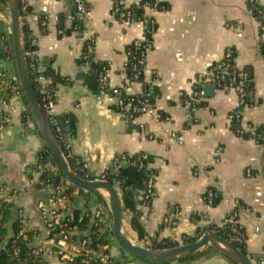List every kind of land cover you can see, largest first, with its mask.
Here are the masks:
<instances>
[{
	"label": "crops",
	"instance_id": "1",
	"mask_svg": "<svg viewBox=\"0 0 264 264\" xmlns=\"http://www.w3.org/2000/svg\"><path fill=\"white\" fill-rule=\"evenodd\" d=\"M22 1L33 14L48 20L43 29L30 16L26 17L35 40L38 66L70 80L67 84H45L56 96L50 114L61 117L64 125L68 122L75 127V135L68 138L73 156L88 165L94 178L119 154L145 157L155 172V195L144 204L143 199L137 200L139 192H144V175L128 164L119 165L115 171L121 175L123 186L129 190L127 194L135 200L140 213L143 238L130 227L131 213L123 209L121 214V225L130 232L133 242L146 248H151L153 241L183 244L185 237L204 231L203 215L218 225L238 201L242 207L238 222L246 235V254L259 255L264 249V152L253 138L238 136L228 118L237 108V96L212 87L211 95H204L196 107L183 104L192 79L231 48L236 66L244 73L250 70L248 80L255 92L256 103L244 109L242 124L264 125V56L258 40L259 25L248 11L246 0H157L166 9L146 12L155 24L145 55L142 84L133 83L126 96L140 99L142 85L147 86L150 107L167 120L147 114L127 120L117 107V98L100 93L96 73L87 62L82 63L83 47L87 44L86 52L92 62L109 64L108 86L121 87L118 72L129 57L130 43L143 35V25L123 26L112 13L111 0H85L86 14H80L71 0ZM255 1L264 5V0ZM0 33L6 38L10 33L9 12L3 2ZM13 81H17L13 62L0 58V102H4L0 104V208L3 203H10L12 217L20 210L24 227L39 233L34 244L41 247L44 262L60 264L51 241L46 240L48 230L38 207L40 194L33 187L38 175L30 172L44 142L32 119L22 121L25 106L11 89ZM140 125L148 135L140 133ZM64 127L68 131L69 126ZM170 131L182 138L181 145L169 138ZM215 149L221 151L217 164L212 162ZM208 189L215 190L219 200L207 212L203 196ZM52 191L48 188L44 193ZM74 195L73 207L66 212L71 220L74 211L81 217L94 212L105 218L110 215L103 191L79 194L75 189ZM121 204L123 207V201ZM47 207L46 210L54 209L51 200ZM164 217L176 225H164ZM106 227L109 231L110 226ZM107 249L110 258L120 264H148L123 251L112 239ZM197 253L191 259L169 264H233L210 247Z\"/></svg>",
	"mask_w": 264,
	"mask_h": 264
},
{
	"label": "built area",
	"instance_id": "2",
	"mask_svg": "<svg viewBox=\"0 0 264 264\" xmlns=\"http://www.w3.org/2000/svg\"><path fill=\"white\" fill-rule=\"evenodd\" d=\"M76 10L80 14H86V3L85 0H71ZM112 1V13L115 17L121 22V24L125 27L133 25L134 23H139L143 25L146 29L138 38H135L129 47V57L126 62L120 68L118 75L121 79V87L119 88H110L108 86V77H109V64L106 63L97 74L98 83H99V91L100 93L110 94L113 97L117 98V107L120 113L127 119H133L140 114H147L153 117L159 118L153 109L150 107L148 103V97L150 96V92L147 86L142 85V100H134V97L126 96L127 91L130 89L133 83H141L142 80V71L145 62V55L148 49L151 46V33L154 31V20L152 17L147 15V11L154 10H162L163 8L159 6L160 2L157 0H150L147 3L142 5L139 4L140 0H132V4L127 3V0H111ZM248 11L257 20L259 25V46L260 49H264V5L257 3L255 0H246ZM23 6L25 7V2L22 1ZM137 9H142V17L137 19L135 17V11ZM30 18L40 24V26L45 29L48 25V20L46 17H41L37 14H31ZM264 56V54H263ZM83 59L86 60L88 55L83 54ZM38 81L41 84L47 82L43 77H38ZM14 82L11 84V89L14 90L17 94V86ZM142 84V83H141ZM205 84H211V86L219 91L224 92H232L238 98L237 108L232 111L229 115V119L236 124L235 132L238 136H247L253 138L257 145L264 152V125L260 127H255L249 124H242V114L244 109L247 107H251L256 103L255 100V92L253 87L251 86L249 80L247 79L246 74L240 70L235 64V52L231 48H227L222 56V58L217 61L215 64L211 65L205 72L196 75L190 84V92L188 95H185L183 100V104L187 108H194L201 103L204 98L203 86ZM44 93L43 91H41ZM1 105H4V102H0ZM53 102L49 101L43 105L45 116H49L51 118L49 122L54 123L52 121V115L50 114V108L52 107ZM25 111V109H24ZM167 120V118L165 119ZM260 128V129H259ZM140 133L142 135H146L145 128L143 125L139 126ZM54 135L56 139L58 138L64 149V156L67 158H73V154L70 149V143L68 139L61 138V129L59 127H55ZM148 135V134H147ZM150 137V136H149ZM169 138L173 140L175 143L181 145L182 138L179 137L175 132H169ZM221 151L219 149H215L212 152V162L217 164L220 162ZM145 157H139L135 159L132 156H128L126 154H119L115 156L109 165L105 166L100 175L97 178H94L88 169V165L85 162L79 164V173L81 174L82 179L93 181H107L108 175L110 173H115L117 167L121 164H128L136 167L140 171H143L144 175V195H143V203L148 204L151 199L155 195V183H156V175L153 170H151L148 165H145L143 161ZM38 163V156L35 162V165ZM40 166L36 165L35 170H31V173L39 174ZM262 171L264 174V163L262 167ZM216 191L213 189H208L203 196V202L205 205V210L208 212L209 209L213 207L214 199L216 197ZM54 209H61L60 213H50L46 210L43 203L40 201L38 203V207L41 210V217L43 222L46 220L52 221L54 224H58L59 220L65 214L64 211L67 207V199L66 196L60 195L56 197V199L51 200ZM235 209L218 225L212 223L211 220L207 219L206 215H203V218L206 220V228L204 231L202 230L200 234L196 237L200 238L204 234H214L217 235L219 229H221L224 239L231 242L233 245L236 244L246 250V235L238 222L239 213L242 209L238 201H234ZM91 214V213H90ZM86 214L90 220L99 219L101 220L103 226H110L109 217H104L100 212H94L92 215ZM164 225L175 226L176 222L171 220L169 217L163 218ZM20 223L24 226L25 220L22 217ZM255 232H258V228H254ZM48 233V231H47ZM54 252L58 257L60 264H65L67 262L72 261V258L77 257L79 255L88 256L91 251L85 249V242L82 241L80 244L74 243L70 236L67 233H62L60 238L57 240H50ZM103 249H106L105 247ZM41 247H37V252L41 253ZM94 253V252H93ZM95 257L99 258L101 264H114L111 261V258L108 253L104 251H100L94 253ZM249 256V260L252 264H264V249L259 255Z\"/></svg>",
	"mask_w": 264,
	"mask_h": 264
},
{
	"label": "trees",
	"instance_id": "3",
	"mask_svg": "<svg viewBox=\"0 0 264 264\" xmlns=\"http://www.w3.org/2000/svg\"><path fill=\"white\" fill-rule=\"evenodd\" d=\"M149 1L150 0H140L139 4L142 5ZM0 2L6 4V0H0ZM19 5H20L21 17H22V44L25 53L26 66L35 96L42 111H44L43 105L49 101H52L54 103L56 96L52 88H50L45 83L41 84L38 81V77L41 76L52 84H67L70 83V80L59 76L56 72H54L51 69H41L38 66L35 58V52H36L35 40L32 37L31 32L28 29V24L26 22V17L30 16L33 13L30 7L26 5L25 7L23 6L22 0H19ZM159 6L162 7L163 9H166V5L162 3H160ZM142 13H143L142 9H137L135 11L136 14L135 17L137 19H140L142 17ZM87 48L88 45L85 44V46L83 47V54L85 55H87L86 52ZM261 52L262 54H264V49H262ZM0 58L4 60L8 59L13 62L12 50L10 47V39L9 37L6 38L1 33H0ZM84 62L85 63L87 62L89 64L91 71L96 73V75L100 72L101 68L106 65V63L104 62H92L89 57L86 60L83 59L82 63ZM15 84L17 86L19 97L23 105L25 106V111L22 113V121L24 122L25 119L27 118L32 119V118L26 107V100L19 86L18 81H16ZM41 91H43L44 93H42ZM109 95H111V93ZM134 100L138 101L142 99L134 97ZM158 115L160 120L166 119V116L164 114L160 113ZM46 118L48 121L51 120V118L48 115L46 116ZM52 121L54 123H50V126L53 133L55 131V127H59L61 129V136H60L61 138L68 139L75 135V127L72 124L67 122V124L65 123L64 125V121L63 124H59L55 117H52ZM64 126L66 127L69 126L68 131H64L65 129ZM233 126L236 128V124H234ZM57 142L62 152L64 153L62 143L58 138H57ZM132 157L137 159L142 156L134 155ZM67 163L73 172L81 176L78 170L79 164L81 163L79 159H77L76 157L67 158ZM143 163L147 165L146 160H144ZM36 165H39L41 169L38 174V181L37 183H33V187L37 192H39L40 194L39 196L43 205L47 207L49 205V200H53L60 195H64L66 196L67 199V207L64 213L71 210L76 200V197L74 195L75 188L66 184L65 181L62 180L60 172L58 171L57 166L55 164V161L52 158L51 154L49 153L45 144H43V149L38 153V163ZM36 165L33 167V170L36 169ZM55 171H58V175L56 177L53 175ZM140 172L143 174L142 170ZM27 177L29 181L32 180V176L30 174L27 175ZM107 182L110 183L111 185H119L120 187L123 186L121 175L116 173H110L108 175ZM48 188H51L53 191L50 194L44 193V191L47 190ZM77 192L79 194L83 193V191L81 190H77ZM93 193L97 194V191H93ZM218 200L219 197L218 196L215 197L213 207H215V205L218 203ZM122 201H123V209L131 213V219L129 223L130 227L138 234L139 238H143L144 231L139 220L140 213L136 209L135 200L132 198L130 194H124L122 197ZM11 207L12 205L10 203L5 202L1 205L0 208V264H46L42 259L41 253L37 252V246L34 244V239L39 234L38 231L34 229L28 230L20 223V220L22 219V217H24L23 214L20 212V210H18L15 217H12L13 213ZM48 211L50 213L55 214V213H60L62 210L48 209ZM108 217L111 220L110 215ZM9 222H12L10 228L8 227ZM45 225L48 230V233L46 235V240L55 241L59 239L61 234L64 232L67 233L70 236V239L76 244H80L82 241H84L85 249L91 251V253L88 256L79 255L77 257L72 258V261L67 262L65 264H101L99 258L95 257L94 253L100 251H104L108 253L107 248L110 244L111 236L107 235L106 233L101 234L99 232V229L101 227H104L101 220L99 219L90 220L85 215L81 217L77 211H74L73 220H71L70 218H67L64 221L59 220L58 224H54L52 221L46 220ZM217 229L219 230L217 235L222 238H225L221 229L219 228ZM200 233L201 230L197 231L194 237H185L183 240V244L195 241L197 239L196 236ZM234 245L237 248H239L242 252L246 253L244 248L237 246L236 244ZM175 246H178V244L170 241H164L160 243H156V241H153L151 248L163 249V248H171ZM104 247H106V249H103ZM198 254L199 253H196L180 261L191 259L192 257ZM134 258L143 260L148 264H155L147 261L146 259H141L137 257ZM226 258L229 259L233 264H237L230 258L228 257ZM111 261L114 264H120L119 261H115L112 259ZM160 264H169V263H160Z\"/></svg>",
	"mask_w": 264,
	"mask_h": 264
},
{
	"label": "water",
	"instance_id": "4",
	"mask_svg": "<svg viewBox=\"0 0 264 264\" xmlns=\"http://www.w3.org/2000/svg\"><path fill=\"white\" fill-rule=\"evenodd\" d=\"M6 4L10 18V47L12 50L13 64L17 81L25 97L26 107L31 115V118L36 125L38 133L41 136L45 146L54 159L61 177L66 184L77 190H81L86 193L93 191L105 192L110 207V228L109 231H107V227H101L99 232L101 234L108 232L111 236V239L114 240L123 251L132 257L146 259L147 261L155 264L178 262L182 259L190 257L191 255H194L206 247H210L219 251L225 257L230 258L237 264H252L249 260V256L246 253L242 252L239 248L226 239L214 234H204L193 242L163 249L142 247L123 236L121 233V214L123 211L121 202L123 195L127 194L129 190L124 186L120 187L118 185L115 187L107 181L84 180L70 169L64 153L62 152L51 129V126L37 101L29 78L22 44V17L19 0H6ZM245 74L247 79H250V70L246 69ZM203 91L205 97L210 96L212 92L211 84H205L203 86ZM56 119L59 124H63V119L61 117H57ZM58 171L53 173L55 177L58 175ZM143 195L144 192H139V196L137 197L139 202H142ZM68 216L69 213H65L61 220L64 221L68 218Z\"/></svg>",
	"mask_w": 264,
	"mask_h": 264
},
{
	"label": "bare ground",
	"instance_id": "5",
	"mask_svg": "<svg viewBox=\"0 0 264 264\" xmlns=\"http://www.w3.org/2000/svg\"><path fill=\"white\" fill-rule=\"evenodd\" d=\"M103 193H105V192H103ZM121 233L123 234V236H124L125 238H127V239L130 240V241H133L132 237L129 236L128 232L125 231V228H124L123 226H122V228H121Z\"/></svg>",
	"mask_w": 264,
	"mask_h": 264
},
{
	"label": "rangeland",
	"instance_id": "6",
	"mask_svg": "<svg viewBox=\"0 0 264 264\" xmlns=\"http://www.w3.org/2000/svg\"><path fill=\"white\" fill-rule=\"evenodd\" d=\"M126 232H128L127 230H126ZM107 235H109V233L107 232L106 233ZM128 234H129V236L131 237V234H130V232H128ZM180 262V261H179ZM157 264H160V263H157Z\"/></svg>",
	"mask_w": 264,
	"mask_h": 264
}]
</instances>
